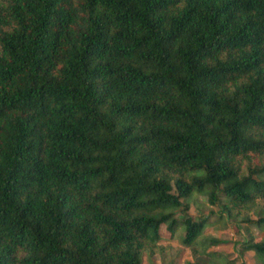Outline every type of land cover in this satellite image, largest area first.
Segmentation results:
<instances>
[{
	"label": "trees",
	"instance_id": "trees-1",
	"mask_svg": "<svg viewBox=\"0 0 264 264\" xmlns=\"http://www.w3.org/2000/svg\"><path fill=\"white\" fill-rule=\"evenodd\" d=\"M198 194L264 231V0H0V264H233Z\"/></svg>",
	"mask_w": 264,
	"mask_h": 264
},
{
	"label": "rangeland",
	"instance_id": "rangeland-1",
	"mask_svg": "<svg viewBox=\"0 0 264 264\" xmlns=\"http://www.w3.org/2000/svg\"><path fill=\"white\" fill-rule=\"evenodd\" d=\"M187 212L195 220L200 218L207 220L204 237L222 240V243L212 246L209 250L222 253L227 260H232L233 264H260L255 260L254 252L242 251L240 244L250 234H255L260 238L264 235L263 230L257 226H248L243 222L226 217L221 218L219 205H211L206 195H196L190 201ZM160 234V243L164 249L151 256L145 253L142 264H188L189 262L221 264V262H225L221 256L215 258L214 262H211L209 257L204 254L194 257L191 249L181 243V236L184 234L182 227H177L176 232L171 233L164 224L161 226Z\"/></svg>",
	"mask_w": 264,
	"mask_h": 264
}]
</instances>
